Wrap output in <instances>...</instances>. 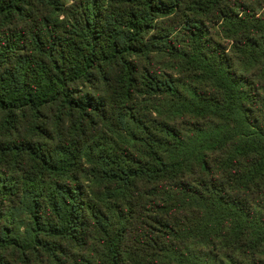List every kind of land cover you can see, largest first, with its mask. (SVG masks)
<instances>
[{
    "label": "trees",
    "instance_id": "trees-1",
    "mask_svg": "<svg viewBox=\"0 0 264 264\" xmlns=\"http://www.w3.org/2000/svg\"><path fill=\"white\" fill-rule=\"evenodd\" d=\"M0 264H264V0H0Z\"/></svg>",
    "mask_w": 264,
    "mask_h": 264
}]
</instances>
